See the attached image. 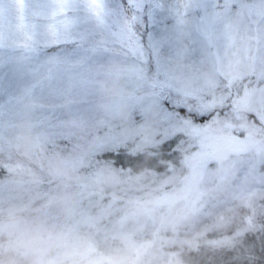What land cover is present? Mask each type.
Listing matches in <instances>:
<instances>
[{
	"label": "rangeland",
	"instance_id": "1",
	"mask_svg": "<svg viewBox=\"0 0 264 264\" xmlns=\"http://www.w3.org/2000/svg\"><path fill=\"white\" fill-rule=\"evenodd\" d=\"M63 2L67 14L54 19L59 0H0V69L7 76L3 82L17 83L27 77L36 82L43 75L45 83H39H56L54 94L46 96L41 90L38 99H56L51 108L61 119L54 122L56 129L67 128L68 122L79 117L74 123L87 128L84 133L95 138L81 150H144L152 159L150 150H162L166 144L165 149L176 150L181 157L176 167L164 162L168 168L160 173L149 170L140 176L121 175V191H117L125 194L121 198L131 199L129 204L124 203L126 199L120 204L128 219V225L117 230L123 238L115 232L106 244L95 239L85 251L70 239L66 244L84 257L80 264H115L120 257L135 264L144 258L142 249L149 250L148 264H177L170 260L173 252L195 241L212 240L209 234L216 229L230 228L224 223L212 225L216 220L217 224L223 222L219 221L223 212L241 208L255 214L264 212V67L251 63L239 48L220 46L219 9L208 0H154L165 11L157 18L145 19L140 31L148 37L147 43L143 41L146 46L157 42V47L155 53L148 50L140 62H134L107 40L102 21L85 14L97 10L103 13L104 0H97L98 9L93 8L92 0ZM109 2L113 8L120 7L119 0ZM130 2L140 8L147 0ZM228 4L234 27L240 37L246 38L250 7L264 12V0H228ZM78 5L84 7L81 13L74 11ZM57 19L69 21L70 28L59 39L53 27ZM59 41L68 48L50 66L41 63L39 54L45 52L42 47ZM72 46L76 54L71 52ZM9 89V97L0 94V119L6 128L12 123L14 103L20 105L26 98L18 96L22 95L19 90ZM64 117L66 120H62ZM53 121L50 115L42 118L41 124L53 126ZM78 162L76 167L85 177L96 183L104 179L115 183L114 178L104 175L103 168L91 166L86 160L83 166ZM2 167L10 173L23 169L19 162H3ZM49 169V176H55L57 171L52 166ZM24 171L28 172V167ZM49 189L42 194L52 201L65 193L58 187L51 192ZM82 189L87 195L93 194L90 188ZM11 193L12 188L0 191V245L9 241V233L15 239L17 226L33 225L32 205L27 206L20 192L15 196ZM41 199L38 204L45 202ZM60 200L58 203H65L66 197ZM61 207L64 212L59 208L48 211L49 226L55 215L66 212L67 207ZM10 209L24 221L3 222ZM72 213L66 215L72 217ZM105 226L108 230L109 225ZM77 231L80 229L72 233L77 235ZM106 234L98 230L95 235L103 238ZM136 242L145 244L135 247ZM58 251L53 248L49 255L55 257Z\"/></svg>",
	"mask_w": 264,
	"mask_h": 264
},
{
	"label": "trees",
	"instance_id": "2",
	"mask_svg": "<svg viewBox=\"0 0 264 264\" xmlns=\"http://www.w3.org/2000/svg\"><path fill=\"white\" fill-rule=\"evenodd\" d=\"M142 36L143 41L146 42L148 37L146 35ZM61 43L49 48H47L48 46L46 48L43 46L42 48L45 52L39 54L40 62L50 66L54 62V58L62 55L63 49L68 48V45H64V43L62 45ZM69 48L72 53H77L75 46ZM42 56L44 57L43 59H41ZM6 77L5 71L1 68L0 94L4 93L6 97H9L7 93L10 87L11 89L19 90L22 95L18 96L26 97L27 101L22 99L23 101L22 103L20 102V105L18 102L14 103L15 108L10 113L12 115V123L9 128H6L2 124V119H0V191L12 188L11 195L15 196L20 192L21 196L25 197L24 202L27 206L32 205L34 210L30 216L32 217L33 225L29 227L40 226L43 230L51 233L54 237L60 238L65 243L70 239H74L76 246L80 245L84 251L90 249L95 239L103 240L102 244L104 245L106 244L105 241H109L113 233L116 232V235L120 236L119 234L121 233L117 231L118 228L128 225V219L126 220L124 214L126 211L125 209L120 210L122 208L120 204L124 202V199H126L124 203L127 204L131 201L130 198H121L122 195L125 197V194L120 192L121 175L128 176V174H132L140 176V174L149 170L160 173L170 166L176 167L181 159L178 151H168L165 149V144L162 150H150L153 154V158L150 159L143 152L144 150H142V153H131L126 148L105 149L97 152L87 151V149L81 150L86 148V145L95 138L90 137V134L84 133L87 128L74 123L79 120V117L74 118L73 122H68L67 128L56 129L54 122L57 123L61 120L59 119L60 117L57 118V115L51 111L52 105H56L52 104V101L56 99L51 98L47 102L46 100L44 102L38 99L39 96L37 95H40L41 90L46 92V96L54 94L56 83L52 80V84L49 83L48 85L39 83L42 80L45 83L43 75H40L36 82L31 77H27L26 80L21 79L22 81L19 80L17 83H14L13 80L9 83L3 82V79L7 80ZM37 84L41 86L39 89L35 86ZM28 90H31V92ZM29 95H32V97H28ZM64 105H61L60 108ZM216 111H219L220 114L223 113V110ZM214 113L215 111L212 112V114ZM50 115L54 120V125H42V118L44 119ZM62 120H66L65 117ZM55 134H63L61 135L63 137ZM174 140L176 141V138ZM167 145L169 146V144ZM87 154L88 157L86 158ZM93 159L95 162L99 160L100 163H91ZM84 160L86 162L89 161L91 166L103 168L104 175L114 178L115 183H111L110 179H104L96 183V180L85 177L84 171L76 167L78 161L83 166ZM3 162H19L23 165V169L28 167V172L24 171L23 173L22 169L10 173L3 169ZM164 162H168L169 166H164ZM50 166H52L54 171H57L55 176H49ZM65 172L66 175H64ZM87 180L91 181V183L87 185L81 183ZM53 187L61 188L65 190V193L52 201L49 198H45V193L42 194V191L50 188L48 191L51 192ZM85 187L90 188V192L93 194L87 195L86 191L82 189ZM117 188L120 191H117ZM41 197L45 199V202L38 204L37 200H42ZM63 197H66L65 203H62L67 207L65 208V213H63L62 204L58 203ZM107 197H111V199H106ZM73 201L76 204L74 207L72 206ZM55 208H59L63 212L55 216L53 213V225L49 226L48 211L55 210ZM10 210L12 212H9L8 217L2 219L3 222L12 224L14 222L19 223L21 219L24 221V217H16L14 209ZM69 212H73L72 217L66 215ZM216 221L212 225L218 226L224 223L226 225L225 228L228 226L230 228L216 229L209 234L212 240L208 237L199 242L195 241L194 245H184L178 251L173 252L170 260H175L177 264H264V212L255 214L254 211L247 212L242 208L235 212L227 210L219 218V221L223 222L217 224ZM98 222L99 224L102 223L101 226L97 225ZM145 222L149 223V221ZM133 224L138 227V222L135 221ZM105 225H109L108 230L105 229ZM75 228L77 230L80 229L79 232L77 231V235L72 233ZM98 230H105L107 234L103 238L101 236L96 237L95 234ZM120 237L123 238V235ZM155 240L156 238L152 242ZM141 244L143 245L145 242H136L135 247H140ZM142 251L144 258L141 257V259L136 260L135 264H148L149 250L146 252V249H142ZM157 254L161 257L159 253ZM161 260L163 261L162 258ZM164 262L166 263L167 259H164ZM129 263L133 264L131 260L128 261V259L120 257L115 264Z\"/></svg>",
	"mask_w": 264,
	"mask_h": 264
},
{
	"label": "snow or ice",
	"instance_id": "3",
	"mask_svg": "<svg viewBox=\"0 0 264 264\" xmlns=\"http://www.w3.org/2000/svg\"><path fill=\"white\" fill-rule=\"evenodd\" d=\"M208 2L219 9L217 15L221 17V24L217 30V41L220 46L231 49L239 48L251 63L264 67V12L250 7V32L244 38L240 37L232 23L228 0H223L222 4L217 3V0H208ZM92 3L93 8L98 9L97 0H92ZM119 5V8H113L109 0H104L105 11L103 13L97 10L88 11L85 14L93 16L97 22L102 21L107 31V40L112 45L118 46L134 62H140L148 50L155 53L157 47V42H151L147 46L144 44L140 25L149 16L157 18L165 11V8L162 4H156L154 0H147L140 8L133 7L130 0H120ZM74 11L75 13L84 11L83 5H78ZM66 14L63 0H59L58 6L53 11V17L55 19ZM53 27L57 39L62 33L70 31L69 21L65 19H57Z\"/></svg>",
	"mask_w": 264,
	"mask_h": 264
},
{
	"label": "clouds",
	"instance_id": "4",
	"mask_svg": "<svg viewBox=\"0 0 264 264\" xmlns=\"http://www.w3.org/2000/svg\"><path fill=\"white\" fill-rule=\"evenodd\" d=\"M15 239L0 245L4 259L0 264H80L84 259L71 246L54 237L40 226L19 227ZM58 249L57 256L49 255L51 249Z\"/></svg>",
	"mask_w": 264,
	"mask_h": 264
}]
</instances>
